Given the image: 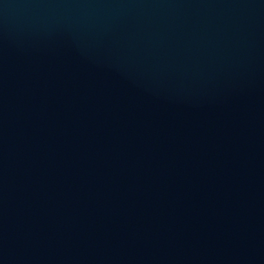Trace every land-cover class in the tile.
Instances as JSON below:
<instances>
[{"label": "water", "instance_id": "water-1", "mask_svg": "<svg viewBox=\"0 0 264 264\" xmlns=\"http://www.w3.org/2000/svg\"><path fill=\"white\" fill-rule=\"evenodd\" d=\"M0 264H264V0H0Z\"/></svg>", "mask_w": 264, "mask_h": 264}]
</instances>
